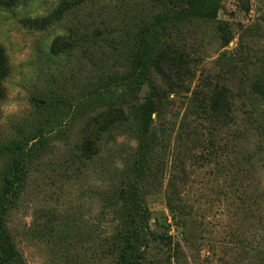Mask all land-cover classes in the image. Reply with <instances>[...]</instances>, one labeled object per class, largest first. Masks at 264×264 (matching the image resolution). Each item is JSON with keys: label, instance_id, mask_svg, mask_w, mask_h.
I'll return each instance as SVG.
<instances>
[{"label": "rangeland", "instance_id": "1", "mask_svg": "<svg viewBox=\"0 0 264 264\" xmlns=\"http://www.w3.org/2000/svg\"><path fill=\"white\" fill-rule=\"evenodd\" d=\"M66 1L18 0L0 7V144L38 130L44 140L5 223L23 264H118L115 251L106 254V243L121 230L125 202L118 195L126 175L121 170L135 146L118 125L122 110L126 113L146 94V85L134 92L132 76L137 54L150 41L157 8L150 1L88 0L63 11ZM47 16L49 24L34 27V20ZM162 40L182 54L189 69L154 114L156 129L167 132L162 147L169 151L182 122L186 128L197 125L201 136L192 147L180 193L202 226L198 249L190 253L184 247L186 263L181 264H235L223 258L246 241L250 224L243 216H231L234 206L225 196L229 175L214 173L212 136L205 121H193L191 100L203 98L207 83L224 79L230 84L264 57V0H221L213 20L169 22ZM95 145L99 152L82 161ZM8 160L0 154V183ZM166 185L164 180L146 191L149 228L182 244L165 204ZM164 249L150 240L147 259L160 256L164 264H180L173 258L167 262L170 251Z\"/></svg>", "mask_w": 264, "mask_h": 264}, {"label": "trees", "instance_id": "2", "mask_svg": "<svg viewBox=\"0 0 264 264\" xmlns=\"http://www.w3.org/2000/svg\"><path fill=\"white\" fill-rule=\"evenodd\" d=\"M18 0H0V7H11ZM88 0H68L63 11L77 7ZM151 2L157 8L152 13L151 37L137 54L134 72V92L143 85L147 91L142 102H131L118 125L119 132L135 141L131 150V162L122 171L126 174L118 199L125 202L121 216V230L106 244V254L116 252L118 264H164L160 256L147 259L150 240H157L169 249L170 258L177 263H186L184 247L190 253L198 249V232L202 226L192 203L180 193L187 182L186 164L192 158V147L199 144L197 125L186 128L179 123L172 147L165 151L164 129L154 126V114L162 108L163 98L172 94L182 85L187 76V62L182 54L174 52L162 40L167 24L187 23L192 20H213L221 0H141ZM51 17L33 21L34 27L43 28ZM0 49V76L4 61ZM233 82V83H232ZM163 83V84H162ZM205 90L193 96V121H205L206 130L212 139L210 150L214 154V173L229 175L225 186L226 199L231 198L234 216H243L250 224L246 241L237 244L235 250L223 258V262L235 264H264V57L257 58L252 70L244 72L238 79L225 83L224 79L215 84L207 83ZM1 89V87H0ZM127 91H130L127 85ZM132 90V91H133ZM131 91V92H132ZM197 94V90H194ZM43 131L21 136L9 143L0 144V154L8 157L3 167L0 183V260L5 264H23L20 251L10 234L5 221L12 208L21 198L25 189L29 167L43 143ZM39 138L38 144L34 141ZM96 145L89 151V158L99 152ZM34 152V153H33ZM129 153L120 156L124 161ZM127 155V156H126ZM126 162H124L125 164ZM115 168V167H113ZM117 168V167H116ZM167 175L164 177V173ZM17 174V176H15ZM166 182L165 204L171 214L183 243L173 241L168 233L150 230V210L147 206L146 191ZM122 185H118L117 188ZM116 188V189H117ZM153 190V191H154ZM236 218V217H234ZM238 233L235 235L240 239ZM107 236V235H106ZM109 243V244H108ZM193 257V255H192ZM222 260V259H221Z\"/></svg>", "mask_w": 264, "mask_h": 264}]
</instances>
